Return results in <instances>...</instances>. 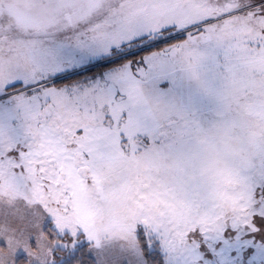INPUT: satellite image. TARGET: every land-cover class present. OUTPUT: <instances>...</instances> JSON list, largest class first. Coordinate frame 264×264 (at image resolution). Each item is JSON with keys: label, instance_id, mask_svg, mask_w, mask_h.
Wrapping results in <instances>:
<instances>
[{"label": "snow or ice", "instance_id": "snow-or-ice-1", "mask_svg": "<svg viewBox=\"0 0 264 264\" xmlns=\"http://www.w3.org/2000/svg\"><path fill=\"white\" fill-rule=\"evenodd\" d=\"M0 264H264V0H0Z\"/></svg>", "mask_w": 264, "mask_h": 264}]
</instances>
